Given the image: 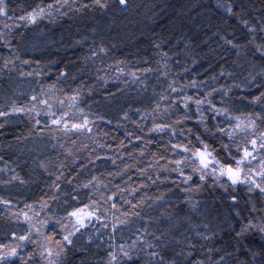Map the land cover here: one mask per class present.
Returning <instances> with one entry per match:
<instances>
[{
  "label": "trees",
  "instance_id": "obj_1",
  "mask_svg": "<svg viewBox=\"0 0 264 264\" xmlns=\"http://www.w3.org/2000/svg\"><path fill=\"white\" fill-rule=\"evenodd\" d=\"M0 6V264H264V0Z\"/></svg>",
  "mask_w": 264,
  "mask_h": 264
},
{
  "label": "rangeland",
  "instance_id": "obj_2",
  "mask_svg": "<svg viewBox=\"0 0 264 264\" xmlns=\"http://www.w3.org/2000/svg\"><path fill=\"white\" fill-rule=\"evenodd\" d=\"M55 116L59 120H54V121H59V123H54V121H53V123L54 124H58V126L65 132H69V131H71L73 129H76V128L72 127L73 125H80V124H77V123L74 124V123L65 121L64 116L61 115V112H57ZM246 123H247L246 121L245 122H240L238 125H239V127L240 126L244 127V126H246ZM239 127H236V128L238 129ZM204 151H205V147L200 149L199 152L201 153V152H204ZM243 156H244V152L240 151L239 153L235 154L233 159H234V161H238ZM207 159L212 161V163L209 165L208 168H205L207 170L206 172H208L210 175L216 174L217 176H220L221 181H223V179H224V180L227 181V183H231L232 185H238V184H242V183H245V182L249 183V184H251V182H253V184H254V182H256L257 183L256 185H260L259 181L264 183V175H262V174H264V161H262L259 165L255 166V167L251 166L250 169L248 170L246 168L245 164L246 163L249 164V162L251 160V158L249 156L247 158V160L245 161V163L241 166L242 172H241V175H240V179H241L242 182H237V183L233 184L232 180L229 179V177L227 175H221L220 173H221V165H223L225 168L231 166L233 169H235L236 168L235 162H234L233 165H231V164H225L224 165L222 163H218L217 164L216 163V159L212 155H209L207 157ZM213 169H215V171H213ZM84 210H85V212H87V209H84ZM81 215H83V213ZM72 218L74 220L73 227H75V226H77V224L79 222L77 221L76 217L73 216ZM33 227H34L33 228L34 232L32 234H36L37 233L38 227L41 228L40 225H38L36 222L33 223ZM45 252H46V257H47L48 261L49 262L52 261L54 259V251H53L52 246L47 247Z\"/></svg>",
  "mask_w": 264,
  "mask_h": 264
},
{
  "label": "snow or ice",
  "instance_id": "obj_3",
  "mask_svg": "<svg viewBox=\"0 0 264 264\" xmlns=\"http://www.w3.org/2000/svg\"><path fill=\"white\" fill-rule=\"evenodd\" d=\"M96 2L99 3L100 0H96ZM125 2H126V0H120L121 4H123ZM3 3H4V0H0V5H3ZM42 11L43 10H40L39 12H34V13L30 14V16L27 19H29L31 22H34L37 15L42 14ZM0 13H5V8L2 6H0ZM17 110L19 111L20 109H17ZM54 123H59V121H54ZM87 124H88V121L85 120L84 124L73 125L72 127L76 128V129H82V128L86 127ZM237 127H239V125H237ZM262 139H264V138H262ZM251 143H252V145H255L256 141L253 140V141H251ZM204 147H205V151L198 153V156L200 157V160H201L203 167L208 168L209 165L212 163V161L208 160L207 157L209 155H211V153H209L207 151V145H205ZM260 147L264 148V143H261ZM253 150H255V149H253ZM251 155H252V153L249 152L247 149H245L244 150V156L240 160L234 161L236 164V168L233 169L231 166L225 168L223 165H221V173L220 174L221 175H227L229 177V179L232 180L233 184H235L237 182H242L240 179V175L242 172L241 166L245 163L247 158ZM216 163L218 164L219 161H216ZM213 171H215V169H213ZM262 175H264V174H262ZM255 187L259 188L260 185H255ZM261 191H264V188H262ZM82 213H83V215H81ZM71 215L77 218V221L80 223L81 227H84L85 226V220H90L91 218L94 217L95 214H94V212H85L84 209H79V210L73 212ZM64 240L67 241V243H69V244L72 243V241L69 240L67 236L64 237ZM10 254H15V251L13 250V252Z\"/></svg>",
  "mask_w": 264,
  "mask_h": 264
}]
</instances>
